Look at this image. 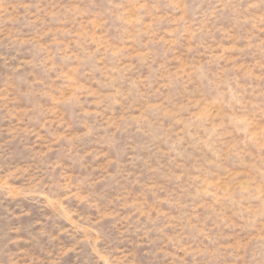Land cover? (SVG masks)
<instances>
[{"label":"rangeland","instance_id":"374dc122","mask_svg":"<svg viewBox=\"0 0 264 264\" xmlns=\"http://www.w3.org/2000/svg\"><path fill=\"white\" fill-rule=\"evenodd\" d=\"M0 264H264V0H0Z\"/></svg>","mask_w":264,"mask_h":264}]
</instances>
